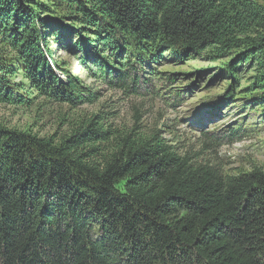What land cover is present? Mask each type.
I'll use <instances>...</instances> for the list:
<instances>
[{
    "label": "trees",
    "instance_id": "16d2710c",
    "mask_svg": "<svg viewBox=\"0 0 264 264\" xmlns=\"http://www.w3.org/2000/svg\"><path fill=\"white\" fill-rule=\"evenodd\" d=\"M52 22L77 25L103 78L136 84L131 56L211 46L264 87V0H0V104L28 103L19 70L41 96L80 97L52 68ZM0 264H264V174L226 177L92 122L61 138L0 125Z\"/></svg>",
    "mask_w": 264,
    "mask_h": 264
},
{
    "label": "rangeland",
    "instance_id": "374dc122",
    "mask_svg": "<svg viewBox=\"0 0 264 264\" xmlns=\"http://www.w3.org/2000/svg\"><path fill=\"white\" fill-rule=\"evenodd\" d=\"M65 26L51 24V65L62 81L70 80L68 73L77 79L80 97L70 103L41 96L19 70L11 79L28 90L29 95L22 93L28 103L0 104V125L61 138L92 122L113 137L155 136L177 157L226 177L264 174V87L258 65L232 67L237 51L219 53L211 46L179 54L167 50L143 67L131 56L140 81L120 83L111 75L102 77L77 25Z\"/></svg>",
    "mask_w": 264,
    "mask_h": 264
}]
</instances>
